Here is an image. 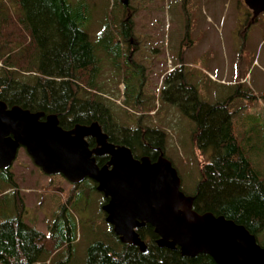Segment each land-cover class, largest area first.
<instances>
[{"label":"trees","instance_id":"obj_1","mask_svg":"<svg viewBox=\"0 0 264 264\" xmlns=\"http://www.w3.org/2000/svg\"><path fill=\"white\" fill-rule=\"evenodd\" d=\"M121 1L124 5L119 0L115 5H121L126 17L116 25L113 15L109 16L114 27L107 25L103 34L109 38L116 36L130 45L134 35L133 12L127 2ZM86 20L84 3L73 6L69 0H0V100L7 107L53 114L63 129L97 122L109 142L127 146L135 158L147 156L155 161L164 155L165 133L146 125L143 114L133 128L114 121L111 100L101 94L98 85L99 60L81 28ZM129 50V46L125 50L117 48L114 53L108 50L122 71L131 72ZM137 68L136 76L140 74ZM191 76L183 67L166 73L161 96L194 122L191 136L195 149L209 153L208 162L199 169L193 210L222 215L257 237L264 231V175L238 141L229 112L234 99L252 100L254 95L250 88L243 89L242 83H236L229 97L206 103L189 82ZM122 91L123 102L142 106L146 112L154 108L140 95H129L126 85ZM87 141L90 148L94 147L92 139ZM106 159L96 157L97 165H103ZM3 185L12 191L15 213L0 220V264H55L53 258L62 249L68 254L57 264H67L76 237L69 199L58 205L48 231L42 232L23 220L24 204L10 169L0 170V189ZM109 227L117 245L101 240L92 242L83 264H216L208 255L186 257L178 248L158 247V236L150 225L137 229L147 247L146 253L121 243Z\"/></svg>","mask_w":264,"mask_h":264},{"label":"rangeland","instance_id":"obj_2","mask_svg":"<svg viewBox=\"0 0 264 264\" xmlns=\"http://www.w3.org/2000/svg\"><path fill=\"white\" fill-rule=\"evenodd\" d=\"M115 1L69 0L73 6H86L87 20L81 28L99 60L98 85L101 94L111 100L114 121L133 128L143 114L146 125L162 130L164 155L179 176L181 191L193 196L200 166L208 162L209 153L195 149L191 136L194 122L161 96L163 77L183 67L185 73L192 74L189 82L206 103L226 99L233 93V85L242 83L243 89H251L254 99L236 98L229 105L233 130L264 175V12L252 22L243 0H124L133 12L134 35L129 45L103 34L107 25L114 27L109 16L113 15L118 25L127 15L122 1L121 5ZM128 46L131 72L118 69L108 51ZM135 67L140 72L137 76ZM124 85L129 95H140L154 108L146 112L142 106L123 102ZM10 170L24 204L23 220L42 232L48 231L58 205L69 199L76 237L67 264H83L87 247L96 240L117 245L102 211L105 198L92 180L74 185L61 175L47 176L33 164L24 147H19ZM0 195V220H4L14 215V200L5 185ZM256 240L264 247V231ZM67 254L62 249L53 258L55 264Z\"/></svg>","mask_w":264,"mask_h":264},{"label":"water","instance_id":"obj_3","mask_svg":"<svg viewBox=\"0 0 264 264\" xmlns=\"http://www.w3.org/2000/svg\"><path fill=\"white\" fill-rule=\"evenodd\" d=\"M243 2L252 18L264 12V0ZM43 115L0 100V170H9L24 147L47 176L61 175L71 184L92 180L106 199L102 211L114 235L141 253L147 247L137 229L150 225L158 247L178 248L182 256L204 254L216 264H264V247L244 226L193 210L194 197L181 191L179 176L163 154L155 161L135 158L127 146L109 142L97 122L65 130L55 115L40 121ZM88 138L95 147H89ZM101 156L109 159L98 166Z\"/></svg>","mask_w":264,"mask_h":264},{"label":"flooded vegetation","instance_id":"obj_4","mask_svg":"<svg viewBox=\"0 0 264 264\" xmlns=\"http://www.w3.org/2000/svg\"><path fill=\"white\" fill-rule=\"evenodd\" d=\"M257 19V17L256 18H252V16L250 17V20L253 22V21H255ZM45 118H46V115L44 114L42 117H40V121H44L45 120ZM72 128V127H71ZM71 128H68V129H65V130H69V129H71ZM96 146V144L94 143V147ZM93 148V147H92ZM101 157H103V156H101ZM107 157V159H106V161H105V163L104 164H106V162L108 161V156H106Z\"/></svg>","mask_w":264,"mask_h":264}]
</instances>
